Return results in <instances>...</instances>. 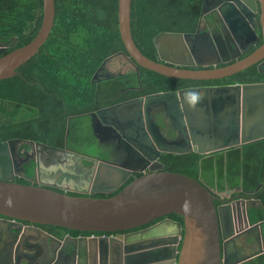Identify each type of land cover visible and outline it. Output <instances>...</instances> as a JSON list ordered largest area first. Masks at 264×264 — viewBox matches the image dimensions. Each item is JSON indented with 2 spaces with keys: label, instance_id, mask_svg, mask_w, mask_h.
Here are the masks:
<instances>
[{
  "label": "water",
  "instance_id": "water-1",
  "mask_svg": "<svg viewBox=\"0 0 264 264\" xmlns=\"http://www.w3.org/2000/svg\"><path fill=\"white\" fill-rule=\"evenodd\" d=\"M226 6V9L220 10V14L224 23L229 25L230 12H233L237 21L236 39L241 47L240 54L260 41L256 28L262 27V44L240 60L223 67H218L222 62H227L223 58L199 61L194 48L199 30L196 33L157 34L154 44L159 60L148 58L137 47L132 36V0H118L119 32L127 51L120 52V55L135 66L137 73L140 66L166 77L185 80L222 79L254 65H258L259 71L263 72L264 0H231ZM55 17V0H43L42 25L37 36L25 46L0 58V81L15 77L17 70L40 52L51 34ZM195 66L202 68L190 69ZM112 77L110 75L107 78ZM252 93L255 95L254 100L259 99L258 111H253L254 107L250 105ZM162 97H178L180 100L184 120L181 140L167 143L160 151L157 150L153 164L146 168L147 173L146 169L122 167L95 158L92 192L89 196L54 191L52 187H60L57 185L50 188L47 187L49 185L21 184L15 182V176L4 175L0 177V221L7 226L25 227L32 234L41 233L37 225L83 232H126L115 237L79 239L80 243L83 240L89 243L90 249L93 247L95 253L99 254L97 258L96 253L95 264L103 262L100 257L103 249L111 254L114 248L118 252V264L246 262V258L230 261L225 244L245 234L248 235L246 239L249 243L258 239L264 241V220L252 223L250 219L251 206L264 211L262 200L255 196L264 185L260 184L254 191L237 187L240 193L235 201L229 200L231 204L227 209L233 214L236 209L242 211L244 220L242 224H234V227L229 228L224 226L221 213L223 207L216 205L220 194L214 193L195 178L167 171L165 164L158 159L163 152H195L206 156L264 140V83L190 87L177 92L148 95L145 100ZM70 122L71 119L67 124L66 141L70 134ZM20 142L21 139L0 142V153L6 154L8 146L13 150ZM36 146L51 154L57 151L37 143ZM134 172L143 174L119 191ZM16 175L23 176L21 170ZM97 192L114 195L95 197ZM171 214H178L183 222L170 218ZM23 222L29 225L25 226Z\"/></svg>",
  "mask_w": 264,
  "mask_h": 264
},
{
  "label": "flooded vegetation",
  "instance_id": "flooded-vegetation-1",
  "mask_svg": "<svg viewBox=\"0 0 264 264\" xmlns=\"http://www.w3.org/2000/svg\"><path fill=\"white\" fill-rule=\"evenodd\" d=\"M228 1L198 0L202 4V13L205 19L198 28L200 31L198 36L195 37L194 48L197 50L199 61H205L206 58L208 60L223 58V61L227 62H222L219 65H227L244 58L256 45L263 42L262 27L259 26L256 31L260 41L245 53L240 54L241 47L236 39L237 21L232 15L233 12H230L229 25L224 23L220 14L222 8L224 10L229 6L230 9V5L226 6ZM258 10L257 18L259 20V6ZM8 26H10L8 23L0 24V58L15 50L13 48L18 43L17 37H9L5 34ZM249 42L244 46L246 47ZM117 55L120 53L107 59L106 64L102 68L100 67L95 74L93 82L101 84L110 75L113 77L122 75L121 73L114 74L108 68L110 59ZM128 63L131 64L129 61ZM131 68L126 74H134L135 66L131 64ZM261 68L263 71L261 73H264V63ZM36 84L38 96L32 105L24 106L18 100L9 101L5 99L2 102L0 119L3 118L6 121L1 122L0 120V125L21 129L23 121L31 118V120L35 119L34 127L41 134L39 137L50 136L54 138H51L50 142L43 138L37 140L12 138L21 139V142L17 143L13 150L8 146L6 154L0 153V177L13 175L17 183L23 181L27 182L28 185H49L47 187L50 188L57 185L60 187H52L54 191L67 192L70 195L89 196L92 192L95 158L122 167L142 170L153 164L157 150L160 151L167 143L181 140L184 120L178 97L145 100V97L148 96L146 95L123 101H113L108 105H102L103 101L101 100L96 101V105L99 107L94 110L83 114L69 115L68 99L65 96L61 97V94L66 93V90L62 91L60 88L54 87L53 85L56 83L44 85L42 82H37ZM43 94L48 97L58 95L60 100L52 97V102L41 104L40 99L41 96H44ZM29 114L31 115L28 116ZM75 117H78V126L84 127L94 134L97 143L92 145L90 141L92 150L84 148L85 143L79 144L75 139L71 141L70 134L68 141H66V131L65 135L58 132L61 131L64 119H66L67 125L69 119L72 121ZM26 125L27 123H25ZM61 135H64L63 142H59L61 139L56 137ZM36 143L57 151L54 152L55 154H51V152L37 147ZM163 154L158 161L162 162ZM20 170L23 174L22 177L16 175L17 171ZM147 172L148 169L145 170V173ZM137 174L143 173L134 172L131 178H135ZM237 187L230 184L222 192L211 188L214 193L220 194V200L216 201V205L223 207L222 219L224 226L229 228L234 227V224H242L244 220L242 211L238 212L236 209L235 214H233L230 209H227L231 204L229 200L235 201L236 196L240 193L236 190ZM108 194L112 193L97 192L94 196ZM257 199L259 198L257 197ZM257 210L263 211L257 206L250 207V219ZM1 218L2 216H0V220ZM23 223L25 226L29 225L26 222ZM37 226L41 233L32 234L25 227L7 226L0 221V264H89L90 262L95 264L97 252L95 253L93 247L90 249V244H87L86 241L83 242V240L80 243L79 239L101 236L115 237L119 233H126L116 231L99 234L100 232H83L58 226ZM75 232L86 234L75 235ZM247 236L245 234L236 240L226 242L225 250L230 261L246 258V262H251L264 255V241L258 239V241L254 240L249 243L246 239ZM117 253L115 248L111 254L103 249L100 253V257L103 259L101 264H109L110 262V264H118ZM98 257L99 254L97 253Z\"/></svg>",
  "mask_w": 264,
  "mask_h": 264
},
{
  "label": "trees",
  "instance_id": "trees-1",
  "mask_svg": "<svg viewBox=\"0 0 264 264\" xmlns=\"http://www.w3.org/2000/svg\"><path fill=\"white\" fill-rule=\"evenodd\" d=\"M55 2V24L40 52L22 65L15 77L0 81V108L5 99L18 100L24 106L32 105L38 96L37 82L44 85L56 83L54 87L66 90L61 97L65 96L68 99L69 115L94 110L99 107L96 101L101 100L102 105H108L113 101L189 87L264 83V73L259 71L258 65H254L217 80L170 78L138 66V73L134 71L133 75L129 73L115 76L97 84L93 82L94 76L107 59L120 52L127 53L119 32L118 0H55ZM42 18L43 0H0V24L8 23L10 26L7 27L5 34L18 39L13 49L25 46L37 36ZM204 20L202 4L198 0H132L133 39L140 51L154 61L159 60L154 44V37L157 34L194 33ZM261 44L262 42L256 45L245 57ZM41 97V104L52 102V97L60 100L58 95ZM78 117L71 121L70 140L75 139L79 144L90 142L92 138L90 132L77 125ZM3 121L6 120L2 118L1 122ZM34 123L35 119L29 118L23 121L21 129L0 125V141L19 137L36 140L43 138L50 142V139L54 138L39 137L41 134L35 129ZM66 128L64 119L61 131L58 132L65 135ZM64 135L56 136L61 139L59 142H63ZM161 159L167 171L195 178L202 185L221 192L230 184L242 186L246 191H254L260 184H264V140L206 156L195 152L165 153ZM141 175L137 174L135 177ZM133 179L134 177L130 178L119 191ZM21 184L27 182L21 181ZM256 196L264 205V188L257 192ZM169 217L183 222V218L178 214H171ZM263 219L264 212L261 210L255 211L251 216L253 223ZM242 264H264V255Z\"/></svg>",
  "mask_w": 264,
  "mask_h": 264
},
{
  "label": "rangeland",
  "instance_id": "rangeland-1",
  "mask_svg": "<svg viewBox=\"0 0 264 264\" xmlns=\"http://www.w3.org/2000/svg\"><path fill=\"white\" fill-rule=\"evenodd\" d=\"M108 68L109 70H111L112 73L114 74L121 73L122 75H125L127 71H130L132 69L131 64H129L128 61L123 56H120V55H117L113 57L112 59H110L108 63ZM90 138H91L92 145H96L97 141L95 140L96 138L94 134H92V132H90ZM84 148H89L90 150H92V147H90L89 141H86ZM263 188L264 187H262V189Z\"/></svg>",
  "mask_w": 264,
  "mask_h": 264
},
{
  "label": "crops",
  "instance_id": "crops-1",
  "mask_svg": "<svg viewBox=\"0 0 264 264\" xmlns=\"http://www.w3.org/2000/svg\"><path fill=\"white\" fill-rule=\"evenodd\" d=\"M254 97L255 95L252 93L251 94V104L250 105H253V111H258L259 110V99L257 100H254Z\"/></svg>",
  "mask_w": 264,
  "mask_h": 264
}]
</instances>
